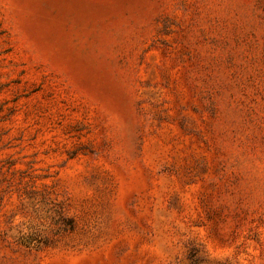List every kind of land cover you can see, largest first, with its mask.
Masks as SVG:
<instances>
[{
	"label": "rangeland",
	"instance_id": "obj_1",
	"mask_svg": "<svg viewBox=\"0 0 264 264\" xmlns=\"http://www.w3.org/2000/svg\"><path fill=\"white\" fill-rule=\"evenodd\" d=\"M0 264H264V0H0Z\"/></svg>",
	"mask_w": 264,
	"mask_h": 264
}]
</instances>
